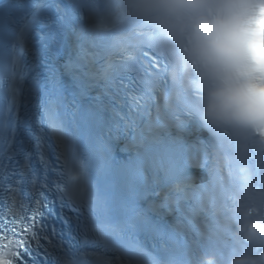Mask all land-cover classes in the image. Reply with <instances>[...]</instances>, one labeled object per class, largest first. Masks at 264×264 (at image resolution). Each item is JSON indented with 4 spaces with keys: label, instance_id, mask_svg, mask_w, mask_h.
I'll return each instance as SVG.
<instances>
[{
    "label": "snow or ice",
    "instance_id": "obj_1",
    "mask_svg": "<svg viewBox=\"0 0 264 264\" xmlns=\"http://www.w3.org/2000/svg\"><path fill=\"white\" fill-rule=\"evenodd\" d=\"M11 6L23 10L16 41L12 44L15 85L21 57L28 47L26 34L35 27L44 6L38 4L28 11L24 0ZM57 7L61 11L48 19L47 30L41 35L45 40L54 34L69 41L73 48V73L88 79L101 66L110 67L113 63L110 33L115 32L111 21L116 14L110 0H73L71 5L61 0ZM68 8L72 11H66ZM88 24H93L100 32L82 27ZM128 59L133 58L129 56ZM147 60L148 64H131L130 76L116 77L96 90L93 119L98 130L101 159L106 160L110 154L108 141L118 137L121 143L127 144L136 163L152 164L167 179L166 199L180 206V215L173 227H206L209 219L203 200L204 194L212 190V181L198 187L187 177L194 165L193 159L198 161L194 166L207 168L211 175L210 154L205 141L192 138L193 127L183 114L161 103L167 81L163 76H154L161 71L160 67L152 57ZM35 221L33 215L21 216L15 198L0 205V264H30L37 258L46 259L45 250L36 240L38 226ZM8 254L14 259L5 260Z\"/></svg>",
    "mask_w": 264,
    "mask_h": 264
},
{
    "label": "clouds",
    "instance_id": "obj_2",
    "mask_svg": "<svg viewBox=\"0 0 264 264\" xmlns=\"http://www.w3.org/2000/svg\"><path fill=\"white\" fill-rule=\"evenodd\" d=\"M138 2L149 57L191 93L204 127L264 148V0ZM240 173L233 237L245 248L228 264H264V189L256 187L247 164ZM203 264H216L215 254Z\"/></svg>",
    "mask_w": 264,
    "mask_h": 264
}]
</instances>
